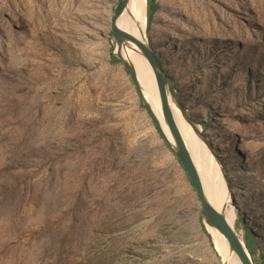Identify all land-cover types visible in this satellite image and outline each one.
I'll return each instance as SVG.
<instances>
[{"label": "rangeland", "instance_id": "obj_1", "mask_svg": "<svg viewBox=\"0 0 264 264\" xmlns=\"http://www.w3.org/2000/svg\"><path fill=\"white\" fill-rule=\"evenodd\" d=\"M116 2L0 0V264H222L187 174L113 55ZM155 3L150 45L264 264V0Z\"/></svg>", "mask_w": 264, "mask_h": 264}, {"label": "water", "instance_id": "obj_2", "mask_svg": "<svg viewBox=\"0 0 264 264\" xmlns=\"http://www.w3.org/2000/svg\"><path fill=\"white\" fill-rule=\"evenodd\" d=\"M128 3L129 0H117L113 7V12L110 16L109 33L112 38L113 48L117 46L118 50L116 53L113 52V55L121 62L126 74L129 76L130 81L135 86L140 100V106L146 110L154 125L156 126L158 132L165 139V142L171 146L173 154L175 155L182 168L184 169L185 173L187 174L190 184L195 190L200 203L203 224L205 226H209L216 229L225 238L229 249L236 254L239 264H254L249 254L247 253L240 236L237 234L235 229L229 225L222 210H217L209 202L207 195L205 194V190L203 188V184L201 182L197 168L195 167L189 150L187 149V146L175 123L173 113L170 107V102L174 103L183 118L187 121V123H189L195 133H197L198 137L202 140V142L206 144L210 153L220 162L217 152L213 148L212 142L209 140L207 135L202 132L199 125L194 122L193 118L188 113L185 104L181 102L182 100L177 92L173 77L164 68L163 64L159 60L155 50L151 47V45L144 43L143 40L139 39L134 34L122 29L117 24L120 15L124 12L126 7L128 6ZM131 46H135L141 51L153 72L160 99L159 102L161 103V114L172 137L173 144H170L169 140L166 138L164 132L162 131L159 125L155 113L151 109V105L149 104V102H147L145 98V95L139 83L135 66L129 59L123 57L121 53V50L123 48L126 49L130 48ZM220 170L223 178L222 180H224L225 170L224 168H222L221 162ZM224 182L225 189L230 195L229 184L226 182V180H224Z\"/></svg>", "mask_w": 264, "mask_h": 264}, {"label": "bare ground", "instance_id": "obj_3", "mask_svg": "<svg viewBox=\"0 0 264 264\" xmlns=\"http://www.w3.org/2000/svg\"><path fill=\"white\" fill-rule=\"evenodd\" d=\"M146 8L147 0H129L128 6L120 15L117 24L122 29L143 40L144 43L150 44L149 37L146 32ZM117 51V46H115L113 48V52L116 53ZM121 53L123 57L129 59L135 66L139 83L145 98L151 105V109L155 113L166 138L169 140L170 144H173L172 137L161 114V103L159 102L160 99L156 80L147 60L141 51L135 46H131L126 49L123 48ZM170 107L175 123L187 146V149L189 150L195 167L197 168L209 202L217 210H222L229 225L235 229L236 212L232 209L229 203L232 202L231 196L225 189V182L222 180L223 178L221 175L219 160H217L210 153L206 144L202 142L197 133H195L189 123H187V121L183 118L173 102H170ZM206 229L211 236L212 244L215 248L216 254L218 255L217 257L220 258L221 263L239 264L236 254L229 249L225 238L212 227L206 226ZM241 241L244 243L242 238Z\"/></svg>", "mask_w": 264, "mask_h": 264}, {"label": "trees", "instance_id": "obj_4", "mask_svg": "<svg viewBox=\"0 0 264 264\" xmlns=\"http://www.w3.org/2000/svg\"><path fill=\"white\" fill-rule=\"evenodd\" d=\"M156 0H148V9H149V12L152 13V11L155 9V6H156V3H155ZM115 58V57H114ZM160 134V133H159ZM161 136V134H160ZM162 139H164L162 136H161ZM165 141V139H164ZM247 245V244H246ZM248 247V245H247ZM261 257H263L264 259V255H261Z\"/></svg>", "mask_w": 264, "mask_h": 264}]
</instances>
